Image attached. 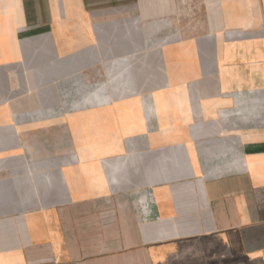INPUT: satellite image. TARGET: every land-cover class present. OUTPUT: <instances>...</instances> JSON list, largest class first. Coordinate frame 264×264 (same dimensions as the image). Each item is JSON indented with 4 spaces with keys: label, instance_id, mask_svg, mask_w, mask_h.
Listing matches in <instances>:
<instances>
[{
    "label": "crops",
    "instance_id": "crops-1",
    "mask_svg": "<svg viewBox=\"0 0 264 264\" xmlns=\"http://www.w3.org/2000/svg\"><path fill=\"white\" fill-rule=\"evenodd\" d=\"M0 264H264V0H0Z\"/></svg>",
    "mask_w": 264,
    "mask_h": 264
},
{
    "label": "rangeland",
    "instance_id": "rangeland-1",
    "mask_svg": "<svg viewBox=\"0 0 264 264\" xmlns=\"http://www.w3.org/2000/svg\"><path fill=\"white\" fill-rule=\"evenodd\" d=\"M101 86H99L98 88H100ZM102 103H104V102H102ZM101 104V103H100ZM55 107V106H54ZM72 107V106H71ZM64 108H66L67 109V107L66 106H64ZM69 108H70V106H69ZM14 121L16 122V123H19V119H18V117H14Z\"/></svg>",
    "mask_w": 264,
    "mask_h": 264
}]
</instances>
